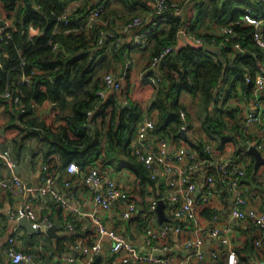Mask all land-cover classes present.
Listing matches in <instances>:
<instances>
[{
  "label": "trees",
  "instance_id": "1",
  "mask_svg": "<svg viewBox=\"0 0 264 264\" xmlns=\"http://www.w3.org/2000/svg\"><path fill=\"white\" fill-rule=\"evenodd\" d=\"M73 1L75 0H0V8L7 17L13 19V25L9 28L12 39L7 43L0 41V88L5 86L7 78L10 83H16L19 70L15 66L20 60V52L26 55L27 72L32 67L39 69L31 74L30 83L20 87L26 111L19 112L12 107L10 112L11 118L21 123L11 126L15 130L16 146L21 147L26 137H32L33 152L41 150V158L51 161L52 168L58 165L56 170L59 173L66 171L71 161L82 169H86L92 162L100 169H108L107 164L130 169L135 178L129 196L136 202L137 210L129 219L143 222L147 221L145 217H153L148 211L149 204L145 196L150 190L153 195H157L156 184L144 164L131 152V140L136 133L138 121L147 111H156L153 129L155 134L164 133L177 146L187 144L197 149L201 157L209 158L204 149L207 141L214 143L213 150L220 151L228 144H233L236 159L242 160L249 155L246 151L248 141L241 133L238 109L229 104V100L238 96L242 89L249 91L251 86L245 83L244 73L249 71L254 74L258 67L257 61L263 55L262 50L256 48L251 41V26L235 25L239 31L237 40L249 51L235 53L231 44L227 43L221 49L227 62L224 70L222 62L202 47H176V36L181 27L199 34L195 31L197 28H207L214 22L236 20L247 7L251 8L253 14L264 16V0H196L192 7L195 12L192 14L191 9L182 19L172 13H165L169 17L170 26L157 33L151 57L165 44H173L175 50L167 55L164 63L148 72V75L155 78L154 91L148 105L144 107L138 101L129 99L131 106L128 109L117 108L119 93L114 92L103 101L96 95V90L103 86L102 77L98 73L106 55L112 61L110 64L107 62L108 65L122 59V47L118 48L114 40L111 44H98L100 30L108 28L107 20V24L95 23L89 32L73 29L66 31L61 25L52 38L59 41L62 48L53 50L46 43L54 28L55 14ZM98 1L80 0L71 8V27H77ZM118 1L127 3V0ZM34 3L40 6L36 7ZM108 3L109 0L105 2ZM103 17L106 19L105 15ZM144 23L142 28L145 27ZM29 24L39 29V33L32 38L28 37ZM205 38L209 41L211 35L205 34ZM253 51L257 52V57L253 56ZM184 92L196 97V111L206 137L204 141L187 136L192 123L187 105L181 99ZM121 94L122 97L129 98V83L121 89ZM48 102L55 103L53 119L47 121L32 116L35 105ZM181 110L185 111L188 120L183 131L180 129ZM88 111H92L89 119ZM226 116L232 120L231 126L228 125ZM87 122V128L81 127ZM241 151L242 155L238 156ZM252 168L253 159L240 182L251 176ZM226 194V190L220 192L217 199L220 204L213 196L202 202L199 213L205 224H211L217 210L226 207ZM254 242H249V251L255 248ZM257 253L264 258V252ZM238 254L240 255V250ZM214 264H228L226 255L221 252Z\"/></svg>",
  "mask_w": 264,
  "mask_h": 264
},
{
  "label": "crops",
  "instance_id": "2",
  "mask_svg": "<svg viewBox=\"0 0 264 264\" xmlns=\"http://www.w3.org/2000/svg\"><path fill=\"white\" fill-rule=\"evenodd\" d=\"M106 1L107 0H99L94 7L96 8L100 4H104L102 13L94 22L103 24H107L108 22V28L102 29L103 31L116 30L120 33L122 44L117 45L116 42L115 44L118 48L122 47V59L118 60V62L114 64L112 63L111 65H108L107 62L110 64L112 61L109 56L106 55L104 64L99 68V70H101L103 66H106V68L108 67V70H105L102 75H99L102 77V82L103 75L106 72L110 71L114 74L121 75L122 88H124V82L125 85L129 83V98H126L128 100L138 101L145 107L150 102V98L154 91L153 83H155V78L152 75H148V72L154 68L151 66L150 61L154 38L161 30L169 28V17L166 14L163 16H160L161 14H156L152 3L149 0H127V3H123L118 0H109V3L105 4ZM175 1H177L178 5L181 7L183 17H185V13L186 15L190 13L191 9L192 14L195 12L192 7L196 0ZM34 5L38 7L37 4L34 3ZM0 11L5 17H7L1 8ZM134 14H141L143 18H145V26H151L154 29V34L148 37V39L145 40V44L142 46H136L132 43L136 34L142 29V26H134L128 28L126 31H122L123 23L127 22ZM103 15L106 16V19ZM105 20H107V22ZM232 21L234 20H229L224 23L214 22L207 28H197L195 31L199 32V34L209 32V30L214 26L230 23ZM86 31L89 32L88 30ZM186 32L188 34L199 35L192 31ZM99 35L100 33L97 37L99 45L112 43L111 41L113 39H105L103 42H99ZM155 67H158V65ZM37 70L39 71L38 68ZM127 75L128 77L126 78ZM102 87H104L105 95L101 101L105 100L114 92L119 93L116 104H118V101L123 98L121 96V92H118L120 89L118 90L113 89L110 86H104V83ZM139 87L142 88L143 92L139 90L138 93L134 95L136 88ZM260 93L261 102L259 112L261 122L246 121L245 119L247 111L253 109L254 106L250 99H245L238 95L231 98L229 100V104L238 109L237 116L240 118L239 123L241 125V133L248 141L246 151L250 142H260L261 146L258 149L263 157L262 161L257 166H254V156L248 151L249 155L245 159H236V156H234L233 144H228L224 150L220 151L213 150L212 147L214 146V143L207 141L210 144L212 155H209L210 157L208 158V161H203L197 168H194L186 173L187 179L190 182L195 183L198 187L197 190L192 192L188 191L187 193V196L193 203L198 197H200L201 193L205 189L210 188L212 190L210 196H213L217 202L219 201L217 199L220 192L223 190L227 191L225 197L228 199V206L226 205V207H220L217 210L216 215L212 218L211 224H205L201 220L202 217L199 213L200 208H198V213L200 222L202 221L204 223L203 224L201 222V224L206 225L209 228L224 224L230 225L231 239L229 247L234 249L237 253L239 257L238 264H258V260L263 259L262 255L257 252H264V233L261 231L259 226L253 224L250 220H238L231 218L228 210L235 190L232 188L229 181L220 176L217 170V163H219V161L224 157H230L244 163L247 172V168L253 159L251 176L246 178L243 182L239 181V187L247 196L248 204L250 206L256 208L257 210H264V89ZM68 99L71 100V97H68ZM54 108L55 103L51 102L42 105L37 104L35 105L34 114L32 116H37L39 119L44 118L49 121L53 119L52 110ZM12 110L13 108L9 101L0 98V148L9 150L11 156L16 160L15 171L25 182L28 188L30 186H36L41 182L42 165L47 163L49 167L47 171L53 175L55 188L57 192L62 195L61 197L64 199V204H58L49 194H45L41 199L36 200L32 197L31 191L28 189H26L23 194L21 193L15 197L7 182L5 184L0 183V264H11V258L7 251L8 239L10 236L14 237L17 249L32 253V260L25 261L22 264H79L84 261H89V264H91L97 256H100V264H123L121 261L122 257L129 254L132 256L134 254L146 256L152 255L153 257L155 256L162 259L163 262L172 260L177 264H214L216 258L219 257L221 252L226 255L227 258L226 247L220 244L217 241L216 236L211 233L204 234V240L197 248L188 247L183 244L182 241L190 240L194 235L191 221L185 216H171L169 203L164 200L165 194L172 190V187L168 184V180L173 178L175 174L165 172V170L162 169L157 177L152 178L156 184L155 190L157 195H153V191L150 190V192L146 193L147 196H145L148 204L153 199L157 202L159 199L164 201L165 206L163 210L165 215L168 217V220L159 222L155 209L151 210L149 208L148 211L151 212L150 214L153 217H145L146 212H144L143 216L147 219V221L143 222L139 219L137 221H130L129 217L132 215L129 217H123L121 215L123 209V204L121 202L117 201L113 203L107 210L96 207L93 201V193L96 191L97 187H94V185L85 180L82 171L79 173L69 174L66 171L59 173L58 170H56L58 165H56L55 168H52L53 164L51 161H44L41 158V150H35L33 152L32 137H26L24 144L21 147L16 146L15 130L11 129V126L15 123H21L14 121V119L11 118L10 112ZM145 117H152L156 124L155 110L147 111L140 118L138 124ZM197 117L199 118L198 115ZM226 119L228 125L231 126L233 122L230 117L226 116ZM181 130L183 131V129ZM151 133L155 137L162 135L166 136L164 133L155 134L153 130ZM187 136L197 140H206L204 132L201 129L200 122L199 128L192 126L189 129ZM133 138L131 140V144L134 141ZM168 140V150H177L178 146L173 144L169 138ZM181 145L189 146L184 143L179 144V146ZM243 151H241L238 156H241ZM190 162L191 160L185 164L188 165ZM94 164L95 162H92L90 165ZM175 164L178 166L181 165L180 162H175ZM210 165L212 166L211 168ZM106 166L108 169H100L99 166L98 168L106 176V178L113 179L117 187L126 190L129 196L130 190L133 188L135 178L134 173L126 167L118 168L115 164H107ZM208 173L213 176L212 184H208L206 181ZM8 175L9 170L3 158L0 156V180L6 178ZM66 178L69 180L68 185L64 184V180ZM100 190L103 191L101 188ZM25 203L31 204L38 217L43 215H47L49 217L50 224H45L46 226L52 225L54 221L58 222V225H56V228L51 234H48L46 230H44L43 225L31 231L27 230L26 226H24L20 220L10 215V207ZM218 203L220 204V202ZM136 210L137 204L135 211ZM96 215L102 220L105 226L114 229L125 238L126 244L129 245V249H123L118 252L112 251V240L108 236L100 235L97 231V226L93 221V217ZM170 216L172 217V220H170ZM68 223L72 224L71 228L67 226ZM176 227L179 229H176ZM148 228H151L152 230L164 228L166 230L164 233L159 234L156 241L149 244L146 239L148 235ZM96 239L100 240L99 251L92 255L83 252L82 246L90 244ZM257 239L260 240V244H255L254 242L255 248L249 251V242ZM152 250L159 252V254H154ZM212 250L216 252V256L210 255V251ZM238 250H240V255L238 254ZM70 257L72 258V261L69 260ZM136 264L154 263L144 260Z\"/></svg>",
  "mask_w": 264,
  "mask_h": 264
},
{
  "label": "built area",
  "instance_id": "3",
  "mask_svg": "<svg viewBox=\"0 0 264 264\" xmlns=\"http://www.w3.org/2000/svg\"><path fill=\"white\" fill-rule=\"evenodd\" d=\"M80 0H75L73 3L65 7L61 12L55 14V24L54 28L46 40V43L52 46L53 50L62 48L59 41L52 38L53 34L62 25L69 30H89L94 25V21L99 17L104 9V4H100L96 8L90 10L85 18L79 22L77 27H71V21L69 13L71 8L77 4ZM154 6V11L156 14L173 13L179 16L180 19L183 18L181 12V7L175 0H149ZM39 7L40 5L37 4ZM145 22V18L139 15H133L131 20L126 22V25H122V31H126L128 28L134 26H141ZM235 25H246L251 26V41L256 48L262 50V57L257 61L258 67L254 74L249 71L244 73V80L246 84H250L251 88L248 90L242 89L239 92V96L245 99H250L253 103V109L247 111L245 115L246 121H256L261 122L260 118V102H261V91L264 89V16H258L253 14L250 8H247L242 12L238 19L225 24H220L212 27L209 32H203L199 35L188 34L186 29L182 30L188 34L194 41L202 43H211L220 46L222 49L227 43L231 44L232 49L235 53L249 51L245 46H243L237 38L239 37V31ZM12 26V19L6 18L0 11V41L9 42L12 39V32L10 27ZM39 33L38 27L33 24L28 25V37L32 38ZM211 35L210 40H206L205 34ZM154 34V29L151 26H145L142 28L134 37L133 44L136 46H142L145 44V40ZM105 39H115L116 44H122V38L120 33L116 30L100 31L99 42H103ZM219 39V40H218ZM175 50L173 44L164 45L151 57V66H159L165 62L166 57L169 53ZM254 57H257V52H252ZM20 60L15 66L18 70V77L16 83L7 78L5 86L0 88V98L8 100L11 106L17 109L19 112H25V105L22 100L21 85L31 82V74L37 72L36 67H32L28 72L25 69V59L26 55L22 52L19 53ZM0 66L2 67L1 63ZM14 67V68H15ZM10 70V69H8ZM104 86H110L113 89L122 88V76L114 74L113 72H106L103 75ZM96 95L99 97L100 101L105 95L104 87L96 90ZM131 104L127 98H121L118 101L117 108H130ZM92 111H88L87 118L89 119ZM182 124L181 129L185 130L187 127L186 113L181 110ZM89 122L83 123L81 127L87 128ZM155 120L152 117H145L138 124L136 134L133 138V143L131 144V152L133 155L141 161L150 173L151 178L157 177L159 172L163 169L165 172H170L175 174L173 178L168 180V184L172 187V190L165 194L164 200L169 203L170 214L174 217L185 216L192 224L193 237L190 240L182 241L188 247H199L204 240V234L211 233L216 236L217 241L226 247L227 253V263L228 264H238L239 257L234 249L229 247L231 228L230 225L224 224L221 226H213L212 228L201 224L198 208L208 200L212 193L210 188L205 189L200 197H198L193 203L192 200L187 196L188 191L192 192L197 190L195 183L190 182L187 179L186 173L190 170L197 168L203 161H208V158L201 157L197 149L189 147L186 145H181L177 147V150L169 151V140L166 136L155 137L151 131L154 129ZM264 127V124H263ZM249 145H254L256 148H260L261 144L258 141L250 142ZM205 151L212 155L211 147L208 142L205 143ZM0 156L3 158L6 166L9 170V175L6 178L0 180V183H8L9 188L17 197L19 194H23L26 189L31 191V195L34 199L39 200L45 194H49L58 204H64V199L62 195L57 192L55 188V181L52 174H50L47 169L48 164L42 165L41 182L36 186H26L25 182L16 173V160L11 156L9 150L5 148H0ZM209 156V157H210ZM191 162L186 165L185 163ZM175 162H180L181 165H176ZM217 170L222 178H225L232 185L235 190L233 198L229 204V213L231 218L238 220H250L253 224L260 227L261 231L264 233V210H257L256 208L248 204V198L239 187L240 178L246 173V166L239 160L232 159L230 157L222 158L219 163H217ZM83 172L85 180L97 187L96 191L93 193V201L96 207H100L104 210L109 209L113 203L121 202L123 204V209L121 215L123 217H129L136 209V202L128 196L126 190H123L116 186L115 182L111 178H106V176L99 170L98 166L90 165L86 169H82L76 162L71 161L68 163L66 172L69 174ZM206 181L208 184H212L213 176L208 173L206 176ZM64 184L68 185L69 180L66 178ZM99 187V189H98ZM100 188L103 190L101 191ZM180 193V194H179ZM156 200L153 199L149 203L148 207L151 210L156 209ZM98 209V208H97ZM10 215L16 219L25 218L30 221L33 228H38L41 225L50 224L49 217L46 215L38 217L35 209L30 203L18 204L10 207ZM93 221L97 226V231L100 235L108 236L112 240V251L118 252L123 249H129V245L126 244L125 238L117 233L114 229L105 226L101 219L96 216L93 217ZM67 226L71 228L72 224L68 223ZM176 229H179L176 227ZM166 229L152 230L147 229V241L149 244L156 241L159 234L165 232ZM255 244H260V240H255ZM100 248V240L96 239L90 244L82 246L83 252L86 254H96ZM8 254L11 258V264H22L25 261L32 260L31 252H24L17 249L15 244V239L10 236L8 239L7 246ZM200 254V253H199ZM211 256H216L215 251H210ZM172 258V257H171ZM72 261V258H69ZM148 260L154 264H177L172 260L162 261V259L153 257L152 255H126L123 256L121 261L123 264H136L140 261ZM79 264H89V261L80 262ZM258 264H264V258L258 260Z\"/></svg>",
  "mask_w": 264,
  "mask_h": 264
},
{
  "label": "water",
  "instance_id": "4",
  "mask_svg": "<svg viewBox=\"0 0 264 264\" xmlns=\"http://www.w3.org/2000/svg\"><path fill=\"white\" fill-rule=\"evenodd\" d=\"M185 45H190V46H194V47H202L204 50L208 51L209 53H212L222 62V64H223L222 69L223 70H224L225 66L227 65L226 60L222 56V50H221L220 46L210 44V43L196 42L188 34H186L182 29H179L177 31V36H176V47H182ZM158 66H159V64H158ZM215 89H214V91H215ZM53 106H54V104H53ZM247 151L254 156V159H255L254 166H257L263 159L260 150L258 148H256L254 145H249ZM164 206H165L164 201L162 199H159L157 202V205H156V209H155L159 222H163V221L168 220V217L165 215L164 210H163ZM19 220L24 226H26L27 230L31 231V230L36 229V228H33L31 226L30 221H28L27 219L20 218ZM56 225H58V222L54 221V223L52 225H47V226L43 225V228H44V230H46V232L48 234H51L52 231L56 228ZM152 252L154 254H159V252L154 251V250H152ZM99 261H100V256H97L91 264H100Z\"/></svg>",
  "mask_w": 264,
  "mask_h": 264
},
{
  "label": "rangeland",
  "instance_id": "5",
  "mask_svg": "<svg viewBox=\"0 0 264 264\" xmlns=\"http://www.w3.org/2000/svg\"><path fill=\"white\" fill-rule=\"evenodd\" d=\"M80 1H78L77 2V4L79 3ZM77 4H75V6L77 5ZM74 6V7H75ZM153 6V5H152ZM73 7V8H74ZM153 9H154V6H153ZM173 14V13H172ZM135 15H139V16H142L141 14H135ZM160 15V14H159ZM143 17V16H142ZM6 18H8V17H6ZM11 18V17H10ZM132 18V17H131ZM131 18L128 20V21H130L131 20ZM12 19V18H11ZM127 21V22H128ZM12 23H13V20H12ZM124 25H126V22H124L123 23ZM182 28H184V29H186V30H188V28L187 27H181L180 29H182ZM189 31V30H188ZM115 42H116V40L115 39H113ZM166 45V44H165ZM214 45H216V44H214ZM151 61V60H150ZM113 69V68H112ZM105 70H108V67L106 68V66H103V68L101 69V70H99V73L98 74H101L102 75V73L105 71ZM126 85H125V82H124V85H123V87H125ZM153 87H154V84H153ZM121 89H123V88H121ZM121 89H120V91H118V92H121ZM142 91V88H136V92H134V95L135 94H137L138 93V91ZM143 92V91H142ZM150 96V95H149ZM181 99L186 103V105H187V108H188V110H189V112H190V114H191V122H192V126L193 127H197V128H199V118L197 117V104H196V97L194 96V95H191L190 93H183L182 94V97H181ZM197 114V115H196ZM133 214V213H132ZM131 214V215H132ZM130 215V216H131Z\"/></svg>",
  "mask_w": 264,
  "mask_h": 264
}]
</instances>
